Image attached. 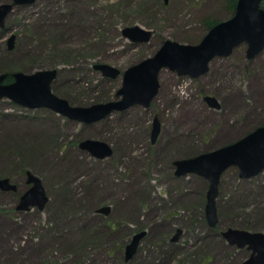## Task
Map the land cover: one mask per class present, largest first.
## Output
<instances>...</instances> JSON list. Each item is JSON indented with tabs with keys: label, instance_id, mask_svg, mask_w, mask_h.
Masks as SVG:
<instances>
[{
	"label": "rangeland",
	"instance_id": "374dc122",
	"mask_svg": "<svg viewBox=\"0 0 264 264\" xmlns=\"http://www.w3.org/2000/svg\"><path fill=\"white\" fill-rule=\"evenodd\" d=\"M10 0H0V5ZM228 0H37L16 6L0 27V75L56 69L53 92L73 106L117 100L123 73L154 56L166 40L198 44L210 22L231 18ZM216 24V25H217ZM139 25L153 33L147 43L123 36ZM215 26V25H214ZM15 36L14 48L8 40ZM241 44L216 58L199 78L164 69L149 108L134 106L93 124L49 109L29 110L0 100V264H242L251 254L222 236L228 228L264 232V172L242 179L231 167L222 176L218 224L206 219L208 181L178 177L175 161L234 143L264 126V50L253 60ZM107 63L117 79L94 67ZM7 77V78H8ZM6 83L7 79H6ZM213 96L220 108H211ZM161 122L151 141L154 118ZM104 141L112 155L100 160L80 148ZM41 179L44 210L17 209ZM109 206V215L98 210ZM177 242L172 238L177 230ZM147 231L126 261L133 235Z\"/></svg>",
	"mask_w": 264,
	"mask_h": 264
},
{
	"label": "water",
	"instance_id": "95a60500",
	"mask_svg": "<svg viewBox=\"0 0 264 264\" xmlns=\"http://www.w3.org/2000/svg\"><path fill=\"white\" fill-rule=\"evenodd\" d=\"M37 0H10L0 5V27L4 28L6 19L19 5H32ZM167 2V0H166ZM153 33L139 25L127 27L123 36L135 43H147ZM16 37L8 40L9 49L14 48ZM247 44L246 57L255 59L264 50V9L262 0H238L234 15L215 25L203 40L195 45L181 44L166 40L154 56L127 68L123 73L122 87L117 92V100L97 103L86 107L73 106L64 98L56 95L52 84L58 77L56 69L38 71L33 74L17 72L13 81L6 83L7 74L0 75V100L7 98L13 103L29 110L46 108L69 120L93 124L100 122L115 112H122L134 106L149 108L160 91V73L164 69L176 72L179 76L199 78L208 73L211 63L216 58H227L241 44ZM94 69L103 77L117 79L121 70L107 64H96ZM211 108H220L213 96L205 97ZM161 133V122L156 116L153 120L151 141L156 143ZM80 148L91 156L103 160L112 155V149L104 141L87 139L80 143ZM175 175L178 177L197 174L208 181L206 219L211 228L218 224L217 199L223 174L231 167L239 170L242 179H252L264 172V126L253 130L245 137L216 150L199 154L195 157L175 161ZM30 188L21 196L17 207L28 211L32 207L44 210L49 197L40 178L28 173ZM0 189L16 191L17 186L7 178L0 179ZM109 215V206L98 210ZM182 230L178 229L172 241L180 239ZM147 231L133 235L126 246V261H130L138 252ZM222 236L236 248H247L250 256L242 264H264V232L228 228Z\"/></svg>",
	"mask_w": 264,
	"mask_h": 264
},
{
	"label": "trees",
	"instance_id": "16d2710c",
	"mask_svg": "<svg viewBox=\"0 0 264 264\" xmlns=\"http://www.w3.org/2000/svg\"><path fill=\"white\" fill-rule=\"evenodd\" d=\"M237 1L238 0H228V9H229V11H230V13H231V17L234 15V13H235V9H236V5H237ZM262 8L264 9V0H262ZM216 22H218V21H215V22H210V23H208L209 24V26H208V31L210 30V29H212L213 27H214V25H216L217 23ZM13 81V77L11 76V75H9V77L7 78V82H12Z\"/></svg>",
	"mask_w": 264,
	"mask_h": 264
},
{
	"label": "bare ground",
	"instance_id": "6f19581e",
	"mask_svg": "<svg viewBox=\"0 0 264 264\" xmlns=\"http://www.w3.org/2000/svg\"><path fill=\"white\" fill-rule=\"evenodd\" d=\"M235 51V50H234Z\"/></svg>",
	"mask_w": 264,
	"mask_h": 264
}]
</instances>
